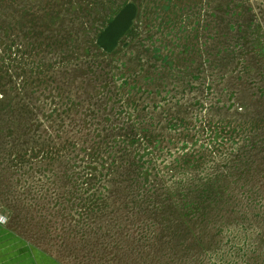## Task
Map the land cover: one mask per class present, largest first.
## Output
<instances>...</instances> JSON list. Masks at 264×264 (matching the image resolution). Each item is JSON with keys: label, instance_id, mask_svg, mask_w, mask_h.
<instances>
[{"label": "rangeland", "instance_id": "1", "mask_svg": "<svg viewBox=\"0 0 264 264\" xmlns=\"http://www.w3.org/2000/svg\"><path fill=\"white\" fill-rule=\"evenodd\" d=\"M0 224L39 264H264V0H0Z\"/></svg>", "mask_w": 264, "mask_h": 264}, {"label": "crops", "instance_id": "2", "mask_svg": "<svg viewBox=\"0 0 264 264\" xmlns=\"http://www.w3.org/2000/svg\"><path fill=\"white\" fill-rule=\"evenodd\" d=\"M29 253L27 247L0 224V264H39Z\"/></svg>", "mask_w": 264, "mask_h": 264}]
</instances>
